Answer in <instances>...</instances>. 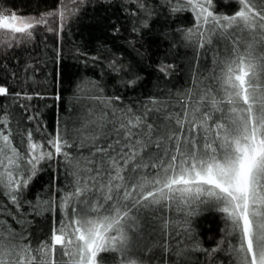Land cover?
Segmentation results:
<instances>
[{"label":"snow or ice","instance_id":"6c2138e0","mask_svg":"<svg viewBox=\"0 0 264 264\" xmlns=\"http://www.w3.org/2000/svg\"><path fill=\"white\" fill-rule=\"evenodd\" d=\"M88 7L105 10L99 22L123 42L101 45L90 57L78 48L84 66L99 65L118 88L135 95L109 96L103 75L81 77L96 94L71 130L58 121L46 140L34 139L29 129L14 135L19 121L3 110L0 189L12 207L0 205V264H148L144 252L152 249L140 241L157 223L169 239L173 223L181 229L174 253L164 249L176 259L164 264H190L193 250L205 254L206 264L221 250L235 257L234 264H264V51L257 47L264 48V0H233L225 4L228 13L217 0H53L28 14L0 0V96L23 99L16 105L21 113L41 93L25 91V76L8 67L9 60L20 65L15 49L34 42L41 26L62 33ZM188 10L193 20L173 27ZM246 32L250 39L241 46ZM177 39L213 53L208 76L199 86L193 78L183 91L168 87L176 64L164 45ZM146 83L155 90L139 92ZM27 120L39 117L29 114ZM61 161L66 187H56L43 202L52 214L50 234L29 238L17 228L25 204L36 210L27 190L44 166L59 168ZM205 209L217 210L225 225L210 249L190 234L192 218ZM176 213L184 215L173 221Z\"/></svg>","mask_w":264,"mask_h":264},{"label":"trees","instance_id":"16d2710c","mask_svg":"<svg viewBox=\"0 0 264 264\" xmlns=\"http://www.w3.org/2000/svg\"><path fill=\"white\" fill-rule=\"evenodd\" d=\"M232 2L233 0H217V6L221 11L228 13L231 9L225 7V4ZM52 3L53 0H5L6 6L16 8L24 14L42 12L52 6ZM87 12L88 14L82 19L71 22L62 33L59 31L49 32L41 26L34 42L15 49V54L20 59V65H24L26 72L14 60H9L8 67L16 71L18 75L25 76L23 85L25 91L39 92L41 95H33L27 101L28 113H21L16 107L17 103L25 102L23 99L17 101L11 96H0V116H2L3 110L7 109L13 113V122L19 121V129L13 127L14 135H22L25 129H29L32 131L34 139L46 140L47 133L55 134L58 121L61 128L67 122L69 130H71L77 114L84 106L89 105L88 98L96 94L87 79L81 83V77L98 80L103 75L104 82L107 84L106 95H123L125 97L135 95V93L118 88L115 81H110L106 74L100 72L99 65L95 68L91 66V63L87 68L84 66L85 57L76 51L78 48L82 52L89 53L90 57L97 52L101 45L115 47L116 44L123 42V37L107 35L99 22L103 16L108 14L105 10L88 7ZM182 16L183 19L173 27H178L185 21H192L194 13L188 10ZM187 26H191V24ZM237 35L240 34L237 33ZM248 39L250 36L246 32L241 36V46ZM257 39L259 38L257 37ZM257 47L264 51L260 45ZM164 49L167 51L169 62L176 64L172 82L168 84L169 88L183 91L193 86V78L199 86V82L208 76L209 69L212 68L213 53L211 51L202 52L197 49L195 44L181 43L178 39L175 45H164ZM160 55H164V51ZM57 56L58 59H56ZM4 68V57H0V77L5 75ZM150 89L155 90L152 84L146 83L138 91L148 93ZM16 90H20L18 85ZM56 94L59 95V99ZM29 114L37 115L39 120H27ZM18 147H21L23 151L22 145L18 144ZM66 184L62 161L59 168L55 164L44 166L43 171L39 172L32 180L26 193V199L32 201L36 210L32 211L27 204L24 205L26 215L23 217V222L17 225L18 230L31 233L29 238L40 237L43 239L49 235L53 226L52 214L43 210V202L49 199L56 187L63 189ZM61 194L59 191L55 193L56 197ZM3 204L12 207L10 200L6 199L3 190L0 189V205ZM183 215V213H176L172 216V220H179ZM165 216L167 217V213ZM60 218V210L57 209L56 219ZM172 227L175 231L181 230L178 224L173 223ZM192 228L194 231L190 234L198 239L204 248L210 249L223 236L225 225L223 217L217 210L205 209L192 218ZM175 231H173L172 238L169 239L164 226L157 223L154 229H149L145 233L140 244L141 247L148 246L152 249L151 252H144L148 258V264H164L165 260L172 262L176 259L174 254L164 251L165 247H172L174 253L175 240L177 239ZM165 240L169 241L168 245H165ZM232 243H235V240ZM59 256L58 251L57 257L59 258ZM216 256L215 261L207 262V264H220V262L234 264L235 257L230 256L226 250L219 251ZM190 264H206L205 254L193 250Z\"/></svg>","mask_w":264,"mask_h":264}]
</instances>
